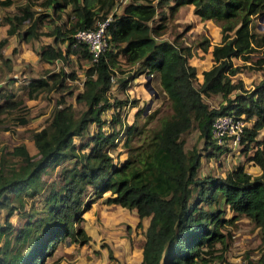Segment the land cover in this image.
Wrapping results in <instances>:
<instances>
[{"label": "trees", "instance_id": "1", "mask_svg": "<svg viewBox=\"0 0 264 264\" xmlns=\"http://www.w3.org/2000/svg\"><path fill=\"white\" fill-rule=\"evenodd\" d=\"M116 1L42 0L40 4L49 12L33 10L26 1L17 5L15 13L1 18L0 24L6 27L5 36L0 38V62L5 66L8 58L2 55V47L10 35L23 39L51 36L52 43L42 44L36 51L40 62H63L74 55L87 66L81 89L74 96L83 109L76 112L70 103L54 107L46 124L31 133L34 155L24 144L0 153V207L6 208L7 219L4 226L0 225V264H44L64 237L85 243L88 237L74 223L106 191L105 203L134 209L136 226L147 218L140 264H206L204 255L223 240L219 227L231 222V218L223 217L226 209L232 212V219L243 215L264 226V134L257 137L264 129V26L254 30L255 18L264 13V0H128L120 12H111ZM11 3L0 0L1 7ZM186 3L193 5V13L200 19L214 21L220 33L219 41L210 49L212 64L202 70L196 87L195 67L187 61L190 46L178 44V36L172 40L158 37ZM108 13L109 45L91 60L86 46L75 42L72 33L92 28ZM44 20L51 24L47 31L39 28ZM59 43H64V48ZM197 46L206 51L207 40L203 38ZM254 51L260 56L251 62L253 66L231 60L249 61ZM244 65L260 71L258 82L249 89L243 88L240 79H231ZM141 73L157 74L167 105L157 116L150 114L144 120H139L140 108L135 120L127 123L119 109L135 106L136 100L110 96L109 89L115 83L122 90ZM73 78V72L63 68L48 69L44 75L27 80L25 94L33 98L65 87ZM4 95L0 114L19 104L12 93ZM210 95L220 97L216 107H208L203 101L202 96ZM106 110L110 111L108 121L101 117ZM229 112L249 122L238 144L244 152L252 149L247 159L259 172L251 175L237 164L224 175H198L201 154L194 146L184 150L181 137L195 124L204 145H215L209 132L211 120ZM152 115L154 123L146 126ZM11 119L22 124L28 117L18 113ZM105 123L106 129L102 127ZM92 124V133L77 145L74 138L82 139ZM122 129L126 156L113 164L109 148L116 145ZM62 161L65 164L56 178L44 185L42 173ZM88 188L92 194L85 199ZM42 190L38 210L31 207L25 211V197ZM14 210L25 215L10 238L8 217ZM257 264H264L263 256Z\"/></svg>", "mask_w": 264, "mask_h": 264}, {"label": "rangeland", "instance_id": "2", "mask_svg": "<svg viewBox=\"0 0 264 264\" xmlns=\"http://www.w3.org/2000/svg\"><path fill=\"white\" fill-rule=\"evenodd\" d=\"M30 2L33 10L49 12V9L44 8L40 4L42 0H12L9 6H0V22L3 15L15 13L17 5L23 2ZM127 0H125L126 3ZM124 0H117L115 8L119 9ZM119 7V8H118ZM68 8V7H67ZM193 6H182L177 9L174 15L168 20L165 31L158 36L159 39L172 40L176 38L178 44L189 45L191 55L187 58L190 65L195 67L196 78L193 84L196 87L199 83L197 76L203 67L211 65L210 49L211 46L217 43L220 39L219 27L211 19H200L193 13ZM64 10L61 13V19L66 18ZM51 20L54 19L51 17ZM57 23L60 21H56ZM255 31H260L264 26V21H259L258 17L254 20ZM5 24H0V38L5 36ZM24 28V27H23ZM40 30L47 31L51 28V24L44 20L40 25ZM23 30V29H21ZM51 36L40 35L39 38L23 39L16 35L7 37L6 44L2 47V55L7 59L6 66L0 62V104L3 102L5 93L10 92L14 99H17L19 104L16 108L7 109L0 114L2 122L0 124V153L4 150H10L12 146L24 144L28 153L35 154V147L31 140V133L34 130L44 126L50 116L51 111L56 106H61L64 103H70L74 110L78 112L83 109L82 103L74 100L76 92L81 89V80L84 77V68L87 66L85 60H78L74 55H70L69 59L61 62L54 60L53 63H43L37 58L36 51L42 44L51 43ZM205 38L207 40L206 51H202L197 46V42ZM60 48H64V43L58 44ZM260 52L254 51L249 55V61H241L239 58H231L234 64H247L248 66L257 57ZM123 64V60H120ZM124 65V64H123ZM7 66L9 67L7 69ZM63 68L65 72H73L74 78L67 80L65 87H60L50 91H44L33 98H29L25 94V84L32 77H40L44 75L45 70H58ZM124 68H127L126 66ZM128 68H133L128 65ZM129 71V70H128ZM115 73V72H114ZM144 73L137 75L131 79L124 89H119L115 83L110 87V96H115L119 99L136 100V105L129 107L123 106L119 109L120 116L125 122L131 123L135 120L136 110L141 108L139 120L145 119L150 114L157 116L160 109L166 108L167 100L161 87L158 83L157 74L150 75V84L155 89L157 96L154 98L143 87ZM113 76V80L115 79ZM260 78V71L255 68L242 67L240 72H237L233 79H240L244 89L252 88ZM203 101L208 107H216L220 101L218 95L202 96ZM60 100V101H59ZM150 101L149 107L145 109V105ZM23 114L28 117L27 122L22 124L12 123V116L15 114ZM154 115L147 119L146 126L154 123ZM102 118L110 119V111L106 110L101 115ZM139 117V116H138ZM137 117V119H138ZM143 119V120H144ZM247 125L249 122L246 121ZM107 123L102 127L106 129ZM6 128V129H4ZM95 125L89 126L88 132L82 139L74 138V142L78 145L92 133ZM197 128L193 124L187 132L183 134V148L188 150L191 147L198 149L201 154L200 164L198 167L199 175H224L230 171L235 165L240 164L243 169L251 175H256L259 169L247 159L251 154L252 149L242 151L240 145H236L235 149L220 145H204V138L198 135ZM264 134V129H261L257 135L260 137ZM124 129H122L117 137L116 145L109 148V153L112 156L113 164H119L126 156V148L122 146ZM137 137L134 139L136 140ZM133 140V141H135ZM239 146V147H238ZM85 151V150H83ZM65 162H60L52 168H47L41 175L44 185L56 178L61 166ZM42 190L40 194L33 197H25V211H31V207L36 210L42 203ZM91 190L88 188L85 199L90 197ZM108 191L104 192L102 197L94 199L89 207L82 212L81 219L75 222V226L81 228L84 234L88 237L85 243L73 242L68 237H64V241L57 243L53 253L46 257L44 264H119L117 256L113 255L110 247L118 246L116 237L125 238L131 232L133 225L127 218L130 214L128 208H123L125 211L104 202V197ZM88 195V197H87ZM10 197V195H8ZM16 205L17 203L13 202ZM34 209V210H35ZM6 208L0 207V225L6 224L5 217ZM24 213H18L14 210L8 217V221L12 225V229L7 233L8 237H12L17 228L24 221ZM232 212L225 210L223 217L231 218V222L223 224L219 227V231L223 236L222 242H217L213 245L209 254H205L207 259L206 264H257V259L260 256L264 257V226H259L246 216L240 215L232 219ZM147 221V220H146ZM147 223V222H146ZM125 227L128 232L125 231ZM145 227V226H144ZM136 233L143 236V230L140 234L141 226H136ZM144 229V228H143ZM135 233V234H136ZM6 235V234H5ZM139 235L134 238L132 244L141 247L142 240ZM134 236V234H133ZM1 243V240H0ZM103 252V256L101 254ZM110 251V256H108Z\"/></svg>", "mask_w": 264, "mask_h": 264}, {"label": "built area", "instance_id": "3", "mask_svg": "<svg viewBox=\"0 0 264 264\" xmlns=\"http://www.w3.org/2000/svg\"><path fill=\"white\" fill-rule=\"evenodd\" d=\"M116 11L115 6L111 12ZM111 13H108L100 20H96L94 26L88 29H79L72 33L75 42L83 43L86 46L91 60H95L99 53L108 47V35L106 28L111 20ZM246 121L234 115L232 112L218 114L213 117L210 123V138L215 145H222L227 142L238 145Z\"/></svg>", "mask_w": 264, "mask_h": 264}, {"label": "crops", "instance_id": "4", "mask_svg": "<svg viewBox=\"0 0 264 264\" xmlns=\"http://www.w3.org/2000/svg\"><path fill=\"white\" fill-rule=\"evenodd\" d=\"M128 1V0H127ZM126 1V2H127ZM124 4H125V0H124ZM124 4H122V6L124 5ZM185 6H193L192 4H190V3H186V4H184ZM184 5H182V6H184ZM122 6L119 8V9H117L116 11L117 12H120L121 11V8H122ZM182 6H180V7H182ZM193 10V9H192ZM196 15V14H195ZM11 36H13V35H10V36H8L9 38L11 37ZM40 37V36H39ZM38 37V38H39ZM50 42L52 43V38H51V40H50ZM49 42H47L46 44H48ZM51 43H49V44H51ZM210 60H211V57H210ZM56 61V60H55ZM212 62V61H211ZM212 64V63H211ZM208 67H210V65L209 66H206V67H203L202 69H201V71L199 72V76H197V79L199 80V82H201V79H202V74H201V72H202V70H204V69H207ZM196 72H195V78H196ZM233 77L234 76H232L231 77V79L232 80H234L233 79ZM194 78V79H195ZM220 102V101H219ZM218 105V104H217ZM239 145V144H238ZM220 146H227V147H232V149H235V146L236 145H232V144H230V143H227V142H225V143H223L222 145H220ZM239 147V146H238ZM250 155V154H249ZM249 161V160H248ZM250 163H251V161H249ZM199 167V166H198ZM197 174L199 175V173H198V169H197ZM204 175H206V174H204ZM109 204H111L112 206H114V207H117L118 209H120V210H122V211H125L123 208H125V207H122V206H120V205H118V204H115V203H109ZM129 211L128 212H130V214H129V216L127 217L128 219H129V222L133 225V227L131 228V232H129L128 233V236H126L125 238H120L119 236L118 237H116V241L118 242V246H116V247H110V249H111V251L113 252V255H115V256H117V259L119 260V264H140V262H141V247H139V246H137L136 244H132V242L134 241V238L136 237V235L138 236L139 235V233H136V230H138L137 228H136V223H137V221H138V218H137V215H136V213H135V211H134V209H128ZM147 220V218H145V219H143L142 221H141V229H140V234H141V231L143 230V228H144V226L146 225V221ZM128 228V227H127ZM126 227H125V231L126 232H128V229H127ZM136 233V234H135ZM133 234H134V236H133ZM139 237H140V239L143 241V236L141 237L140 235H139ZM70 240V239H69ZM64 241V238L61 240V241H59L58 243H61V242H63ZM55 249V248H54ZM53 253V252H52ZM101 254H102V256L104 255L103 254V252L101 251ZM107 264H111V263H107Z\"/></svg>", "mask_w": 264, "mask_h": 264}, {"label": "water", "instance_id": "5", "mask_svg": "<svg viewBox=\"0 0 264 264\" xmlns=\"http://www.w3.org/2000/svg\"><path fill=\"white\" fill-rule=\"evenodd\" d=\"M259 21H264V13L258 16ZM150 75L151 74H144V82H143V87L146 89V91L151 94L154 98L157 96V93L155 89L151 86L150 84ZM150 101L146 103L145 109L149 107Z\"/></svg>", "mask_w": 264, "mask_h": 264}]
</instances>
